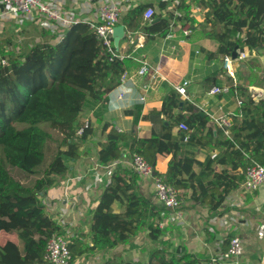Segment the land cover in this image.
Instances as JSON below:
<instances>
[{
    "label": "trees",
    "instance_id": "obj_1",
    "mask_svg": "<svg viewBox=\"0 0 264 264\" xmlns=\"http://www.w3.org/2000/svg\"><path fill=\"white\" fill-rule=\"evenodd\" d=\"M184 2L179 10L182 19L190 20V6ZM190 2H201L206 10L200 32L216 43L215 57L243 48L250 53L264 51V0ZM165 6L161 3L160 9ZM147 8L139 5L127 12L122 24L131 33L142 32L146 41L165 38L171 17L154 16L155 23L140 26ZM1 54L9 65L0 66V232L15 234L18 243L0 246V264H47V240L64 231L46 214L42 198L82 155V144L90 132L89 128L76 135L82 114L103 104L122 74L138 69L140 64L128 58L110 60L87 23L67 29L55 45H35L24 58ZM219 84L214 77L209 86ZM251 85L261 86L264 81L253 74L244 87L237 86L242 105L234 113L230 138L221 131L213 137L212 131L206 130L208 117L203 112L193 113V107H189L188 116L175 113L178 101L172 91L159 110L150 112L152 131L148 138L120 133L114 125L104 124L106 138L97 154L98 163L106 165L125 154H138L153 165L158 155L170 156L165 173L158 174L161 179L217 210L239 187L248 167L264 165V95L253 99L247 92ZM181 123L188 132L173 135ZM52 133L60 137L53 153L50 145L56 142ZM205 147H218L221 152L201 165L193 149ZM195 165L204 166V171L196 175ZM214 165L221 166V171L216 172ZM10 168L36 178L24 185L10 175ZM238 170L242 173L236 174ZM125 173L113 171L93 212L88 237L83 242L71 240L72 257L73 253L111 250L129 243L142 231H147L153 241L163 234L159 225L164 209L141 197L136 190L137 175L131 172L122 176ZM116 202L119 213L112 208ZM148 264H198V259L190 254L167 259L165 251L157 250Z\"/></svg>",
    "mask_w": 264,
    "mask_h": 264
},
{
    "label": "crops",
    "instance_id": "obj_2",
    "mask_svg": "<svg viewBox=\"0 0 264 264\" xmlns=\"http://www.w3.org/2000/svg\"><path fill=\"white\" fill-rule=\"evenodd\" d=\"M55 1L62 3L65 11L75 12L83 22L97 21L98 0ZM112 1L121 8L118 25L124 26L122 24L124 15L139 5H148L155 11L154 16L171 17L169 32L163 39L154 38L146 41L142 32L137 30L131 33L124 26V38L116 49L125 59H132L134 62L144 57L146 63L164 80H158L147 92H143L142 86L151 85V81L149 77L136 75L139 68H132L125 72L128 77L126 83L112 90L107 95V100L97 109L84 112L80 117L81 123L86 121L90 125V132L82 144V155L70 166L66 177L57 186L49 189L42 198L46 214L70 235V243L72 239H82L83 242L84 238L88 237L93 212L110 181L111 175L102 168L96 167L100 165L97 159L100 145L106 138V132L103 131L104 124L114 125L120 133L148 138L152 131L150 112L159 110L168 94L172 91L175 94L173 87L184 80L189 81L186 91L190 102L194 103V107L191 108L193 113L205 111L218 115L220 112H230L233 119L234 113L239 110L232 93L215 97L207 95L211 87L232 86L233 82L222 67V57H215L216 43L204 37V31L200 32L206 11L201 2L194 5L190 0H185V5L190 6V20H186L182 19L183 12L179 10L182 0ZM161 3L166 5L164 9H160ZM154 16L150 21L143 19L140 26L155 23ZM22 20L0 19V52L6 57L24 58L35 45H55L66 31L55 32L54 29L49 30L52 28L50 25L44 26L42 22ZM260 52L262 51L254 54L261 59ZM244 61L233 65L236 84L241 87L245 86L248 76L251 75V69L259 80L264 74L262 71L264 65L262 69L259 65H254L246 69L248 72L246 75L242 70L243 67L240 68ZM214 77L220 84L209 86ZM248 87L254 89L255 97L257 94L260 96L264 91V85ZM119 90L125 93V98L120 101L117 100ZM140 96L145 98L143 103L138 101ZM174 97L177 100L176 94ZM179 99L187 107H179L178 104L175 113L188 116L191 113L188 110L189 105L190 107L193 105L182 98ZM206 130H211L213 137L217 135V131H221L211 120L207 123ZM178 131L176 127L173 135ZM205 134L206 131L203 136ZM193 150L196 161L201 165L205 164L208 158L213 159L221 152L218 147ZM130 160L131 155L125 154L119 159V164L113 171L118 169L126 171L122 176L131 172L134 174ZM169 160L170 156H157L155 164L152 165L157 177H160L158 174L165 173ZM213 169L220 172L222 168L214 165ZM193 170L199 175L204 171V166L195 165ZM235 173L241 174L242 171L238 170ZM95 177L100 181H96ZM241 184L242 182L226 197L223 205L214 211L208 205L194 201L187 193L179 192L182 200V225L166 223L169 212L164 209L160 214L162 222L159 225L163 234L157 241L151 240L147 231H142L129 243L117 245L111 250L80 255L73 253L70 264H148L151 255L157 250L165 251L167 259L171 256L180 257L183 254H190L198 259V264H204L210 257L223 253L232 237L240 239L243 251L240 256L228 260L226 264H264V186L255 193L248 194L242 191ZM136 190L152 205L162 208L155 197L152 178L137 176ZM112 208L114 213L120 212V205L117 202ZM260 229H262L261 234ZM7 242L17 244L16 235L0 232V246H4Z\"/></svg>",
    "mask_w": 264,
    "mask_h": 264
},
{
    "label": "built area",
    "instance_id": "obj_3",
    "mask_svg": "<svg viewBox=\"0 0 264 264\" xmlns=\"http://www.w3.org/2000/svg\"><path fill=\"white\" fill-rule=\"evenodd\" d=\"M155 14V11L148 7L143 13V19L150 21ZM121 15V8L112 0H98L97 3V21L88 22L91 30L94 31L97 39L101 42L103 48L110 55V60L118 59L123 60L124 56L121 55L113 46V29L118 25ZM17 19L23 21L36 20L42 22L44 26L50 25L55 32L63 33L70 27L79 24L86 23L77 17L75 12H67L63 8V4L55 0H0V19ZM62 36H60L61 39ZM235 56L223 55L222 67L226 72V75L232 80V86H213L211 87L207 95L215 97L219 95H228L232 93L238 107L242 105V100L239 97L237 90V84L235 80V72L233 69L234 63H240L247 59L248 50L243 48L242 50H235ZM140 67L136 72L139 77H149L150 84H144L142 91L147 92L153 84H156L158 80H164L160 74L152 67H150L145 58L136 60ZM9 65L8 59L4 58L0 53V66L7 67ZM128 80L127 74L124 72L119 80L117 86L123 85ZM189 85V81L184 80L179 85H175L173 89L178 96V104L185 106L179 98L188 101L194 107V103H191L187 95L186 88ZM248 92L253 99H255V92L252 87H248ZM125 93L119 90L117 100H123ZM139 103H143L145 98L140 96ZM191 105H189L190 107ZM221 110V107L219 108ZM203 113L209 120L214 121L217 127L222 131L224 137L230 138V129L232 127V114L230 112H220L218 115L213 113ZM88 122L83 121L82 125L77 129L76 135L81 136L85 130L89 129ZM179 131L188 132V127L181 123L178 125ZM187 135L183 141L187 140ZM119 164L118 161L110 162L106 165H97L96 167L102 168L108 175H112V171ZM130 165L133 172L140 178H152L154 183V193L157 201L160 203L163 209L169 212L166 219L168 224H183V215L181 210L182 200L179 191H177L170 184L165 183L160 177H157L154 173V168L149 164L142 156L138 154L131 155ZM96 181L100 179L95 177ZM95 182V181H94ZM97 183V182H95ZM264 186V165H254L248 167L244 172V179L241 184L242 191L244 193L252 194L258 191L260 187ZM165 223V224H166ZM262 229L259 233L261 234ZM263 234V233H262ZM242 243L238 237H232L229 239L227 249L216 256L210 257L204 264H226V262L232 258H237L242 254ZM44 261L47 264H70L72 262V254L70 251V235L67 232L63 234L52 235L46 243V249L44 254ZM238 264V263H235Z\"/></svg>",
    "mask_w": 264,
    "mask_h": 264
},
{
    "label": "rangeland",
    "instance_id": "obj_4",
    "mask_svg": "<svg viewBox=\"0 0 264 264\" xmlns=\"http://www.w3.org/2000/svg\"><path fill=\"white\" fill-rule=\"evenodd\" d=\"M240 36L241 35H238V37H240ZM254 53L255 52H252V53L249 52L247 59L242 63V65L240 67V68L243 67L242 70L246 73V75H248V72L246 70L247 68L249 69V67H253L254 65H259V68L261 67V69H262V65H264V51H263V53L260 52V54H259V55L262 56L261 59H260V57L255 56ZM262 71L264 73V67H263ZM253 74H255V73L252 72V69H251V75H253ZM241 75H242V73H241ZM261 80L264 81V74H262V79ZM263 94H264V91L261 93L260 96L257 94L255 99H258V98L262 97ZM52 136H53V138H54V140L56 142L55 145H50V149H51V151L53 153L55 151V149H56V146H57V143H58V140H59L60 137H59V135L57 133H52ZM9 173L15 180L20 181L24 185L32 184L33 181L36 178V176H27V175L19 172L17 169H13V168L9 169Z\"/></svg>",
    "mask_w": 264,
    "mask_h": 264
},
{
    "label": "water",
    "instance_id": "obj_5",
    "mask_svg": "<svg viewBox=\"0 0 264 264\" xmlns=\"http://www.w3.org/2000/svg\"><path fill=\"white\" fill-rule=\"evenodd\" d=\"M124 35H125V27L123 25H116L113 29V34H112L113 46L115 49L118 48L120 41L124 38ZM232 56L233 57L235 56L234 52L232 53Z\"/></svg>",
    "mask_w": 264,
    "mask_h": 264
}]
</instances>
